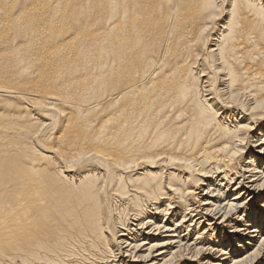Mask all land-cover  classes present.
<instances>
[{
    "label": "bare ground",
    "instance_id": "6f19581e",
    "mask_svg": "<svg viewBox=\"0 0 264 264\" xmlns=\"http://www.w3.org/2000/svg\"><path fill=\"white\" fill-rule=\"evenodd\" d=\"M192 262L264 264V0H0V264Z\"/></svg>",
    "mask_w": 264,
    "mask_h": 264
},
{
    "label": "rangeland",
    "instance_id": "374dc122",
    "mask_svg": "<svg viewBox=\"0 0 264 264\" xmlns=\"http://www.w3.org/2000/svg\"><path fill=\"white\" fill-rule=\"evenodd\" d=\"M223 184V183H222ZM214 189H215V187H213ZM216 194V193H215ZM226 233H229L230 235H233L234 233L232 232V230H229V229H226V231H225ZM232 232V233H231ZM238 233H235L234 235H237ZM192 239L194 238V236H192L191 237ZM255 241V240H254ZM191 242V241H190ZM253 244H255V243H253L252 242V246H253ZM218 257V256H217ZM261 262H259L258 264H260ZM190 264H194L193 262L192 263H190Z\"/></svg>",
    "mask_w": 264,
    "mask_h": 264
}]
</instances>
